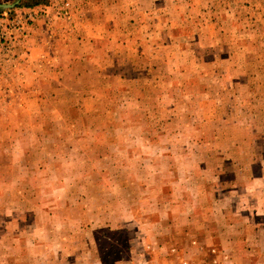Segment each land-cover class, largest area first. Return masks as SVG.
I'll return each instance as SVG.
<instances>
[{
    "label": "rangeland",
    "instance_id": "rangeland-1",
    "mask_svg": "<svg viewBox=\"0 0 264 264\" xmlns=\"http://www.w3.org/2000/svg\"><path fill=\"white\" fill-rule=\"evenodd\" d=\"M15 1L0 0V4ZM69 1V19L57 14L60 0L30 8L19 0L9 10L0 8L1 21H20L17 29L6 31L10 37L7 51L0 46V264H79L74 258L83 252L86 259L90 244L84 243V234L90 237V232L96 240L98 256L106 264H113L118 258H127V251L134 245L128 243L129 237L150 234L146 228H138L140 232L136 233L133 227V223L141 227L142 218L150 215L141 210L145 205L171 204L172 198L173 204H187L196 193L205 194V204L220 208L227 203L237 208V217L247 224L260 222L256 219L264 222V179L245 177L227 193L218 190L216 179L219 158L243 159L250 128L264 123L260 115L226 117V109L229 104L237 108L250 106L252 93L262 91L261 86L251 82L211 83L204 85V91L195 97L198 86L194 85L193 97L174 93V99L164 107L159 102L147 104L135 99L140 94L138 90L131 93L126 84L118 85L115 80L108 83L105 100L100 90L85 94L87 85L81 80L71 84L66 77L72 72H84L81 65L101 70L102 61L100 56L80 59L69 47L66 52L61 46L72 42L84 21L83 3ZM27 13H31L29 19ZM183 22L185 27L177 21L176 31H196L188 29L191 21ZM216 22L231 31L260 25L254 20L252 26H244V20ZM108 38L107 63H122L127 52L116 46L114 32ZM181 38L178 35L177 40ZM241 38L225 37L233 45L239 44ZM57 45L62 50L55 49ZM181 55L175 50L170 58L175 63ZM168 70L177 72L179 68L172 65ZM54 76L58 77L57 83ZM74 89L84 97L82 102L78 100L77 116L69 110L68 95ZM54 91L59 97L52 95ZM257 102L264 109V99L254 101ZM202 103L214 105L216 110L204 116L198 110ZM213 135L216 142L209 143ZM230 137L237 141L234 147H228ZM117 174L125 184L124 198L115 190ZM100 188L106 191L99 193L103 196L94 192ZM162 190H168L169 195L158 196ZM215 191L223 197L216 199ZM104 199L107 203L99 205ZM84 209L90 218L77 232L72 221ZM123 217L130 222V229H115ZM110 219L113 228L101 227ZM259 227L257 224L251 230L258 235ZM204 245L209 254L190 252V256L183 257L180 249L172 250L177 245L163 248L162 253L167 249L168 254L162 255L155 245L144 253V258H139L138 264H228L222 256L220 262L217 256L213 258L212 246L216 254L219 252L215 245ZM191 247L195 244L190 243ZM237 251L241 253L240 245Z\"/></svg>",
    "mask_w": 264,
    "mask_h": 264
},
{
    "label": "crops",
    "instance_id": "crops-1",
    "mask_svg": "<svg viewBox=\"0 0 264 264\" xmlns=\"http://www.w3.org/2000/svg\"><path fill=\"white\" fill-rule=\"evenodd\" d=\"M79 1L83 3L81 11H84V21L79 28L81 35L78 32L71 43H64L61 46L65 47L66 52L69 47L71 53H75L80 59L82 56L85 58L88 56L101 57V70L97 66L89 68L81 65L84 72L82 70L72 72L66 77L71 84H76L78 80H81L87 85L88 91L85 94L91 90L92 93L100 90L101 97L105 100L108 94L107 85L112 83L111 80H115L118 85L119 83L126 84L131 93L138 90L140 94L135 99L144 100L147 104L159 102L164 107L167 106L168 101L174 99V93L181 92L183 97L185 95L188 98L193 97L194 85L198 86L195 91V97H198L204 91L206 84L251 82L253 85H260L262 91L252 93L250 106L237 108L229 104L226 117L234 115L264 117L261 103H254V101L264 99V0ZM179 20L184 24V26L181 25L182 27L187 25L183 21H191L192 23L188 25L192 27L188 29L196 31H176L175 26H178L177 21ZM223 20L235 22L244 20L246 22L244 26H252L251 21L254 20L259 21L260 25L249 27L244 31H231L230 28L226 30L224 26H218L219 22L216 21ZM110 32H114L117 37L116 46L122 47L127 52L124 61L120 64L106 61ZM178 35L182 37L180 40H177ZM226 35L242 38L239 44L233 45V41L225 39ZM176 42L177 45L174 44ZM58 47L60 45L55 46V49ZM59 50H62V47ZM175 50L180 52L182 57L181 60L173 63L170 57L171 54L173 56ZM172 65L179 70L170 72L168 68H172ZM78 75L81 77L77 79ZM87 76L90 79L85 80ZM53 80L57 83L58 77L54 76ZM62 80L65 81L64 78ZM72 91L74 93L68 95L71 101L69 110L72 111L73 116H77L80 114L75 113L79 109L78 100L81 101L84 97L77 95L80 93L78 89ZM52 95L55 98L59 97L55 91ZM216 106L220 107L219 104ZM198 110L204 116H208L211 111L216 110V107L202 103ZM202 120L205 119L202 118ZM263 124L262 121L257 127L250 128V139L244 146L243 159L233 161L226 156L219 158L221 164L218 165L219 171L216 170V179L219 185L218 190L221 193L233 191L235 184L245 177L252 180L264 179ZM230 130L232 131L233 128ZM197 142L199 145L202 144L200 141ZM214 142L216 140L213 135L209 143ZM236 142L233 137H230L228 147H234ZM241 144L240 147L243 146ZM116 179L118 183L115 190L124 198L125 184L122 183L119 174ZM94 192L97 196H103L99 193L106 191L100 188L95 189ZM161 195H169L168 190L160 191L158 196ZM213 196L216 199L223 197L216 191ZM171 201V204H147L144 209H141L150 212V215L142 218L141 227H138L136 223H133V227L136 233L140 232L141 228H146L150 230V234L146 236L135 234L129 237L128 243H134V245H131L130 251H127V258H118L113 264H138L139 258H144V253L147 250H153L155 245L161 255L166 254L171 245L172 247L177 245L172 250L180 249L182 257L185 254L190 256V252L197 255L206 252L209 254V249H206L204 244L215 245L219 249L218 254L214 252V246L210 249L213 258L217 256L218 262L222 256L228 264H264V261L260 262V259L264 260V222L262 220L256 219L260 222L254 221L253 225L247 224L243 218L237 217L238 209L230 207L227 203L220 208L214 207L212 203L205 204V194L196 193L195 197L188 199L187 204H173V198ZM103 203L106 204L107 200H102L99 205ZM70 208L73 207L70 206ZM114 210L116 212L127 211ZM211 210L220 212V215L215 216ZM105 216L108 217L109 214ZM86 218L89 219L90 215L87 209H84L83 214L78 213L72 221L76 223L77 232L81 231L80 228L83 222L86 223ZM130 219L133 220V217ZM122 220L124 221H118L115 229H130V222H127L125 217ZM257 224H260V229L257 228L260 232L258 235L256 230H251ZM102 225L101 227L113 228L111 219L109 224L102 223ZM84 236V243L90 244L89 250L85 253L86 259L83 258V252H81L75 258L73 257L75 261L78 260L79 264H106L97 254L96 240L92 239L91 232L90 237L85 234ZM82 239L80 237V240ZM190 243L195 244V247L190 249ZM138 245L142 247L136 249ZM239 245L242 254L237 251ZM166 247L165 253H162L163 248ZM251 252L254 253L255 258L252 257ZM255 260L257 263H252Z\"/></svg>",
    "mask_w": 264,
    "mask_h": 264
},
{
    "label": "built area",
    "instance_id": "built-area-1",
    "mask_svg": "<svg viewBox=\"0 0 264 264\" xmlns=\"http://www.w3.org/2000/svg\"><path fill=\"white\" fill-rule=\"evenodd\" d=\"M69 9H70V1L60 0L57 14L69 19L70 18ZM27 14L29 19L31 17V13H27ZM19 24L20 21L18 19L8 20V21L5 20V22L0 20V46L4 51H7L10 42L9 33L6 31H14L15 29H17Z\"/></svg>",
    "mask_w": 264,
    "mask_h": 264
},
{
    "label": "trees",
    "instance_id": "trees-1",
    "mask_svg": "<svg viewBox=\"0 0 264 264\" xmlns=\"http://www.w3.org/2000/svg\"><path fill=\"white\" fill-rule=\"evenodd\" d=\"M24 2L21 4L26 8H30L37 5H45L47 4V0H23Z\"/></svg>",
    "mask_w": 264,
    "mask_h": 264
},
{
    "label": "water",
    "instance_id": "water-1",
    "mask_svg": "<svg viewBox=\"0 0 264 264\" xmlns=\"http://www.w3.org/2000/svg\"><path fill=\"white\" fill-rule=\"evenodd\" d=\"M18 3H19V0H16L12 4H0V8L9 10V9L15 7V5H17Z\"/></svg>",
    "mask_w": 264,
    "mask_h": 264
}]
</instances>
